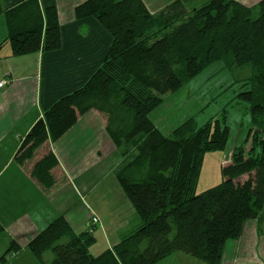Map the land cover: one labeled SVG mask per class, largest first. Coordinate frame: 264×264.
<instances>
[{
    "label": "trees",
    "instance_id": "16d2710c",
    "mask_svg": "<svg viewBox=\"0 0 264 264\" xmlns=\"http://www.w3.org/2000/svg\"><path fill=\"white\" fill-rule=\"evenodd\" d=\"M174 0L151 14L142 0H89L77 10L92 16L112 43L102 63L78 89L57 99L30 128L14 156L19 166L34 161L29 176L44 189L56 182V143L90 111L105 118V132L120 153L113 177L133 208L137 226L97 255L90 217L75 233L59 216L27 247L41 264H155L181 253L204 264H221L226 243L237 241L248 221H264V0L247 7L235 0H210L189 9ZM1 11V10H0ZM13 56L60 48L55 6L22 0L3 10ZM250 66L249 87L235 97L249 106V146L233 149L221 165L223 181L196 193L203 158L224 150L230 133L225 111L198 126L190 117L163 134L150 115L163 96L175 93L209 65ZM48 147V146H47ZM4 226L0 221V234ZM12 240L0 257L17 254ZM46 252L52 254L44 260Z\"/></svg>",
    "mask_w": 264,
    "mask_h": 264
},
{
    "label": "crops",
    "instance_id": "0c3cea01",
    "mask_svg": "<svg viewBox=\"0 0 264 264\" xmlns=\"http://www.w3.org/2000/svg\"><path fill=\"white\" fill-rule=\"evenodd\" d=\"M21 1L0 0V44L7 36L3 10ZM87 1L89 0H38L42 9L49 6H55L57 9L61 42L57 51L16 57L12 55L8 43L0 48V82H4L0 87V177L10 167H14V174L17 176L16 180L12 177L1 184L0 198L6 201L5 208L11 206L12 210L18 213L20 209H24L25 213L27 206L32 204L27 200L29 196L21 193L20 189L26 187L27 192H31V187H34L38 191L34 193L40 208L38 217L32 220L23 219L15 225L6 223L3 214L0 217L4 232L7 229L12 235L22 234V242L13 239L21 247L27 243L23 236L29 238L39 232L41 219L45 220L49 215L54 216L53 220L63 216L72 226L71 220L77 217L74 214L85 212L92 207V204L86 201L89 192L96 186L97 176L92 173L102 164L99 158L102 145H109L106 139L105 118L95 111L81 116L56 143H48V147L45 145V149L49 148L54 153L58 164L61 163V166L53 171L56 180L59 179V186L49 191L47 196L46 189L28 174L39 154L22 167L14 161L20 142L32 125L57 99L80 88L98 69L111 46V37L92 16L77 14L78 8ZM143 1L150 12H156L174 0ZM235 1L252 7L261 0ZM150 118L158 128L152 114ZM65 138L68 139L67 142ZM113 150H109V153L112 160H116L117 166L120 159ZM113 168L112 172L115 169ZM63 178L67 179L65 183L61 182ZM5 191L10 192V195L7 194L9 197L3 198ZM82 198L89 208L83 206ZM8 200L13 201L14 206L7 202ZM123 203L122 209L113 211L111 225L103 226L104 249L112 247L138 224V218L129 202ZM31 207L34 211V205ZM91 215L93 214L88 215L89 219ZM22 218L16 215V221ZM255 225V221H248L244 225L240 240L226 243L221 264H264V245H261L264 242V232L257 231ZM87 227L88 222L86 230ZM248 239L252 242H248Z\"/></svg>",
    "mask_w": 264,
    "mask_h": 264
},
{
    "label": "rangeland",
    "instance_id": "374dc122",
    "mask_svg": "<svg viewBox=\"0 0 264 264\" xmlns=\"http://www.w3.org/2000/svg\"><path fill=\"white\" fill-rule=\"evenodd\" d=\"M208 1L210 0H188L187 4L189 9H193L202 6ZM142 2L144 3L143 0ZM172 2L173 1H170L166 6ZM160 10L149 12L151 14H157ZM251 76L252 69L249 65L240 68H228L222 62L213 63L198 73L195 77L186 81L183 87L177 92L165 94L162 97L163 100L161 105L152 113V119L155 121L160 131L165 135H169L173 128L177 127L190 117H194L197 125L200 126L210 118L215 116L218 117L222 110L225 111L227 125L230 128L228 142L224 150L211 152L204 156L199 181L196 187L197 194L217 186L223 181L221 165H226L229 162L230 155L235 147L243 146L247 148L249 146V142H246V135L250 127L249 106L245 102H239L235 97L238 93L249 89V87L243 86V84L248 78H251ZM106 139L107 144H109L108 146H106V144L102 145V141L99 140V143L102 145V154L99 156L102 164L92 173L97 176L96 186L92 188L86 198V201L92 204V207L89 208L85 203V200L82 198L81 201L83 206L89 209L85 212L77 211L78 213L74 214L77 217L71 220L75 233H80L86 230V224L87 222L88 224L90 222L88 217L90 213L99 221V224L96 226L98 229L94 230L96 241L90 248L91 253L94 255H97L104 250L105 237L103 226H110L113 222V211H119L122 209L123 202H127L113 177L112 168H115L116 160H112L109 150L112 151L114 148L113 152L116 153L115 155H117L119 159L120 153L107 135ZM64 140L65 142L68 141L66 138ZM58 166H61V163L56 167ZM14 170V167H10L3 172V175L0 177V190L2 187L1 184L3 182L5 183L6 180H9L12 177L16 180L17 176L14 174ZM66 181V178L61 179V182L63 183ZM15 184H17L16 181ZM58 186L59 179L56 180L52 188L46 189V196L49 191L57 189ZM27 191L28 189H26V187L23 190L20 189L21 193L29 196L27 200L31 201L30 203L34 205V211L31 209L32 205H28L27 209H25V213L23 212L24 209H20V213H18L12 210L11 206L5 208V206H7L5 205L6 201L0 198V217L3 214L2 217L6 223L15 225L23 219L32 220L40 215L38 211L40 209L39 204H37L38 199L34 193H38V191H36L34 187H31V192ZM7 194L10 195V192L5 191V196L3 198L9 197ZM7 202H11L12 206H14L13 201L8 200ZM16 215L22 216L23 218L16 221ZM53 218V215H49L45 220L44 218L41 219L42 224L38 226V230L40 231L43 229L53 220ZM255 226H257V222ZM261 231L264 232V221L261 223V230L259 232L261 233ZM20 235L22 234L12 235L7 229L0 234V257L6 252L9 243L13 239L22 242ZM32 237L29 236L30 239ZM23 238L27 240V243L22 245V248L17 254H8V264H41L27 247L29 238L26 236H23ZM238 240H240V238ZM247 241L252 242L251 239H248ZM261 245H264V242H262ZM51 258L52 254L46 252L44 260L50 261ZM195 261L193 262L192 258L184 254L174 253L161 259L155 264H204L200 261Z\"/></svg>",
    "mask_w": 264,
    "mask_h": 264
},
{
    "label": "built area",
    "instance_id": "2783aa9c",
    "mask_svg": "<svg viewBox=\"0 0 264 264\" xmlns=\"http://www.w3.org/2000/svg\"><path fill=\"white\" fill-rule=\"evenodd\" d=\"M4 84V82H0V87L2 86ZM91 220H92V222L93 223H96L98 220L95 218V217H93V215H91Z\"/></svg>",
    "mask_w": 264,
    "mask_h": 264
}]
</instances>
